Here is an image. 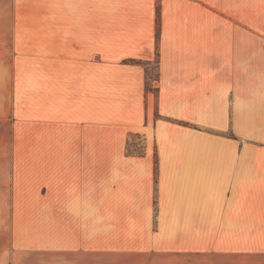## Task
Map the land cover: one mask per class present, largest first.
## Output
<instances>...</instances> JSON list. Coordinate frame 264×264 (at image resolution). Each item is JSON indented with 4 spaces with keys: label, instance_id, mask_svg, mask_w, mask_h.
<instances>
[{
    "label": "crops",
    "instance_id": "crops-1",
    "mask_svg": "<svg viewBox=\"0 0 264 264\" xmlns=\"http://www.w3.org/2000/svg\"><path fill=\"white\" fill-rule=\"evenodd\" d=\"M14 5L46 50L0 152V264H264V24L247 0Z\"/></svg>",
    "mask_w": 264,
    "mask_h": 264
},
{
    "label": "rangeland",
    "instance_id": "rangeland-1",
    "mask_svg": "<svg viewBox=\"0 0 264 264\" xmlns=\"http://www.w3.org/2000/svg\"><path fill=\"white\" fill-rule=\"evenodd\" d=\"M14 0H0V152L15 151V122L26 111L17 110V99H29L28 91L33 80V57L38 54L36 38L31 32L32 18L17 17L13 8ZM159 24V6H157ZM249 24H264V0H247ZM23 21V22H22ZM17 23L23 31L17 38ZM17 40V41H16ZM158 58L147 69V86L150 88L157 79ZM37 66V65H35ZM128 150H143L142 141L131 138Z\"/></svg>",
    "mask_w": 264,
    "mask_h": 264
},
{
    "label": "trees",
    "instance_id": "trees-1",
    "mask_svg": "<svg viewBox=\"0 0 264 264\" xmlns=\"http://www.w3.org/2000/svg\"><path fill=\"white\" fill-rule=\"evenodd\" d=\"M130 63H132V64H144V65H146V63L141 62V61H130Z\"/></svg>",
    "mask_w": 264,
    "mask_h": 264
}]
</instances>
